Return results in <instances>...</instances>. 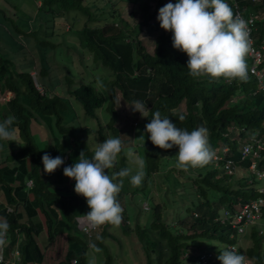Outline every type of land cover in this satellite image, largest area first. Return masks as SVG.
<instances>
[{
    "label": "trees",
    "instance_id": "obj_1",
    "mask_svg": "<svg viewBox=\"0 0 264 264\" xmlns=\"http://www.w3.org/2000/svg\"><path fill=\"white\" fill-rule=\"evenodd\" d=\"M85 1L32 0L30 12H22L25 15H16V18L0 8L3 18L13 29L9 32L1 27L0 30V95L10 93L3 101L5 105L0 108V122L9 115L15 116L13 127L21 139L19 146L16 144V149H12L10 155L6 154L5 164L0 166V221L6 220L10 225L8 249L19 242L22 261L18 264H43L45 248L54 242L57 235L65 232L67 252L64 259L56 264H70L73 258L76 264H89L92 259L89 245L92 242L105 254L104 264H111L112 256L103 240L106 236L114 238L113 234L107 231L105 224L92 229L89 239L81 235L75 218L90 209L82 195L70 192L63 186V168L73 164L82 150L88 158H91L94 150L93 144L86 139L89 136L86 131L91 129L77 130L74 125L79 115L76 112L78 108L83 111L84 118L95 121L99 135L95 137L92 130L90 136L93 139H123L124 150L118 155L116 167L108 170L110 175L120 168L135 166L129 164L126 155L128 149L132 152L137 149L138 152L133 154L145 159L141 193L150 188V181L168 165L177 164L178 147L160 149L148 139V133L144 144H140L141 139L135 145L132 143L134 140L129 142V137L133 135L130 125H141L140 130L144 131L146 123L150 122L157 110L162 117L168 116L177 127L189 131L205 127L209 144L221 157L218 161L213 159L206 166L197 167L195 175H192L191 167L187 168V172L176 166L167 169L164 180L170 181L167 178L170 175L174 177L173 190L183 193L180 199L168 203L165 195L157 199L153 193L146 198L152 201L151 210L147 211L141 206L145 198L139 194L143 199L135 207L134 221L131 210L125 205L119 227L126 234L131 230L137 233L145 254V264H221L217 259L219 249L225 248L224 244L227 243L237 244L239 252L244 251L253 264H264V236L256 226L246 232L250 237L247 247L240 244L245 235H235L233 238L216 235L219 229L229 227L219 220L222 204L234 212L242 204L256 198L260 186L255 187L258 180L248 170L254 157L249 155L242 159L241 153L242 145L248 142L251 135L258 136L264 142V92L258 89L257 78L249 72L251 58L248 54L245 58L248 68L246 82L223 77L194 78L189 75L186 65L187 54L173 47L172 32L162 29L157 20V11L166 2L125 0L118 10L117 2L121 0H94L90 5ZM226 2L233 8L234 14L239 11L243 17L259 15L252 34L254 45L259 47L264 38V0ZM172 3H176V0ZM96 8L102 10L99 16L95 15ZM125 9H128V17L134 18L132 24L122 15ZM34 13L40 14L42 20L38 21ZM77 13L86 16V21L82 28L73 30L78 20ZM69 18L72 20L70 23ZM36 22L38 28L32 30L31 25H36ZM100 22L103 24L100 25ZM62 24L77 38L73 48H80L81 51L77 49L79 56H91L94 66L89 70L102 72L85 83H76L72 76L76 72L70 75V70L63 69L54 61L56 49L61 43L52 42L50 37ZM39 29L45 37L39 34ZM11 34L22 35L27 41L30 39L33 46L31 52L23 50L24 47ZM1 35L10 45L2 41ZM7 47L10 50L7 51ZM16 48L20 50L16 51ZM72 61L81 63L80 58L73 56ZM48 67L55 69V74L49 77ZM258 67H264V55ZM36 69L34 75L42 91L31 73ZM46 77L48 82L44 79ZM105 79L109 81L105 83ZM94 81L98 83L94 85ZM73 100L75 107L72 106ZM137 100L145 102L148 117L130 110L129 106ZM70 108L74 110L73 115ZM101 112L110 117L107 123L104 122L106 117H101ZM179 115H184L185 119L179 120ZM120 122L123 126L118 127ZM34 128L44 136L43 148L35 142ZM244 138L240 146L239 141L242 142ZM224 148H227L226 152ZM45 152L63 159L67 153L73 155H67L63 165L54 173L47 174L43 171L41 159ZM260 152L262 159L258 165L264 167V149ZM227 159L232 160L237 168L247 169L251 177L233 179L234 172L227 174L223 168ZM174 171L185 178L179 179ZM214 174L215 180L210 178ZM54 175L56 178L53 179ZM29 179L32 180L31 186L25 184ZM140 189L130 183V177L123 178L118 201L123 196L127 204L130 193L136 194ZM22 192L25 194L22 195ZM1 196L4 198L1 199ZM167 210L172 213L170 220L162 216ZM98 235L102 237L101 240L96 239ZM211 239H218L220 247L201 250L198 255L193 253L200 246V241ZM210 251L216 257L212 261L208 259L206 263H199V256Z\"/></svg>",
    "mask_w": 264,
    "mask_h": 264
},
{
    "label": "clouds",
    "instance_id": "obj_2",
    "mask_svg": "<svg viewBox=\"0 0 264 264\" xmlns=\"http://www.w3.org/2000/svg\"><path fill=\"white\" fill-rule=\"evenodd\" d=\"M157 20L162 29L172 32L173 47L187 54L186 65L190 76H208L211 79L223 77L243 82L248 80L245 58L250 51L249 22L234 14L226 0H176V3L169 0L158 10ZM129 107L131 111L139 112L142 117H148L145 102L133 101ZM178 119L183 121L185 117L179 115ZM15 120V116L9 115L0 122V140L18 143L13 127ZM144 131L149 134L148 139L152 144L160 149L178 147V168L187 170L189 167H203L215 156L205 127L200 126L191 131L177 127L168 116L162 117L158 110L152 114ZM139 139L145 143L143 134ZM123 150V142L119 137H109L95 145L91 158L86 157L82 150L73 164L63 168V174L75 180V193L86 199L90 209L86 214L75 218L77 229L81 233V223L84 231L105 224L119 226L123 220V208L117 197L123 187V178L130 177L133 186L142 184L145 177V159L134 155L131 149H128L126 155L129 164L135 165V170L133 167H123L109 174L108 170L116 167L118 155ZM67 158V154L63 159L59 155L52 157L45 152L41 158L43 171L47 174L54 173ZM9 228L6 220L0 221V246L5 244ZM83 236L90 238L84 233ZM96 239L101 240L102 237L98 235ZM89 246L96 253L102 251L94 242ZM219 250L217 259L221 264H253L247 255L249 260L241 253L244 251L239 252L235 247ZM89 264H94V258L89 260Z\"/></svg>",
    "mask_w": 264,
    "mask_h": 264
},
{
    "label": "rangeland",
    "instance_id": "obj_3",
    "mask_svg": "<svg viewBox=\"0 0 264 264\" xmlns=\"http://www.w3.org/2000/svg\"><path fill=\"white\" fill-rule=\"evenodd\" d=\"M172 1L173 0H171V2ZM93 2H94V0H86L85 1V3L88 5L92 4ZM125 2H126L125 0H121L120 2H117L118 5H117L116 9L120 10L123 7V4ZM162 2L163 3L166 2V4H167L169 2V0H162ZM36 4L38 5L39 2H37ZM14 5H16L17 9L14 8ZM96 6H97V4H96ZM163 6H164V4L161 7H163ZM0 8H3L4 10H6L5 11L6 14L7 15L10 14V16L13 15L14 18H16V15H18V17H23V15H25V14H23L22 12H25L28 14L30 12V9L33 8V2H32V0H0ZM101 11L102 10H98L96 8L94 11L95 15L99 16V12H101ZM105 11L107 12L108 10L106 9ZM127 14H128V9H125L122 15L126 20H128V22H130V24H132L134 21V18L128 17ZM34 15H35V13H34ZM137 15H139V14H137ZM40 16H41L40 14L35 15V17L38 21L42 20V18ZM77 16H78V20L76 21L75 25L73 26L74 27L73 30H77L79 28H82L84 26V22L86 21V16H84L80 13H77ZM138 17L139 16H137L135 18H138ZM70 22H72L71 18H69V23ZM31 23H32V21L30 22V24ZM96 23L97 22H95V24ZM102 24L103 23L100 22V25H102ZM91 25H94V24L91 23ZM31 26H32L31 27L32 30L38 28V22H36V25H31ZM1 27H3L4 30L7 29L9 32L13 30L9 26V23L7 21H5V19L3 18V12L2 11H0V30H1ZM39 34L42 37H45V34H43V31L40 30ZM14 35H12L11 37L13 39L17 40V42L24 47L23 50H26V52H29L33 48L32 42L30 39H29V41H27V39L22 35H18V34H14ZM1 37H2V35H1ZM50 38H51V40H53L52 42L61 43V45H59L56 49L54 61L56 62V64L61 66L63 69L70 70L71 71L70 75H72L73 72H76L75 74L72 75L73 79L76 81V83H82V82L85 83L88 80L92 79L93 76H96V75L102 73L101 70L99 73H97V69L89 70V67L91 68L94 66L93 62H91V56L89 54H83L82 56H79L80 53L77 51V49L79 51H81L80 48L78 47L76 50H74V48H73L75 42H77V40H76L77 38H75V36L73 35L72 32L68 31V28L66 26L64 27V25L62 24V26L60 28L56 29V32L54 34L52 33V36ZM1 39H2V41L6 42L5 37H2ZM147 39H149V38H147ZM148 41L149 40H147V42H146L147 45H148ZM5 44H9V43L6 42ZM68 46L70 47L69 49H68ZM149 49L151 51L153 50V48H151L150 46H149ZM8 50H10V49L7 47V51ZM19 50L20 49H17L16 51H19ZM34 56H36V54ZM72 56L75 58H80L81 63L78 64L76 62H73ZM35 59H36V57H35ZM47 69H49L48 70L49 75L47 77L55 74L54 68L48 67ZM36 71H37V69L33 70L31 73L35 74ZM79 73L82 76L80 75V77H79ZM47 77L44 78L46 80V82L49 81ZM107 81H109V80L105 79V83H107ZM97 83L98 82L94 81L93 84L96 85ZM36 85L39 87V90L42 91V88L37 84V80H36ZM97 86H99V84ZM9 95H10L9 92L6 93L5 95H0V100H1L0 108L5 105L3 101L5 99H7V97H9ZM67 96H69V95H67ZM72 102L74 104L75 101L73 100ZM73 104H72V106L75 107L76 103L74 105ZM70 110H71L70 111L71 113L74 111L73 108H70ZM76 112H77V114L79 113V115H78V118L76 119L77 123L74 125L77 127V130L78 129L79 130L91 129V130L86 131V134L89 135L88 137L86 136V139L87 140L89 139L88 140L89 144H91V145L93 144V149H94L95 145L98 142H102L98 138L93 139V137L90 136V134H93V133H94L93 135H95V137H98V135H99L96 131L97 127L95 125V121L90 119V118H84L83 111L80 108L76 109ZM102 114H103V112H101V117L105 116L106 119H104L105 120L104 122L107 123V121L109 120L110 117L108 115H102ZM105 114H108V113H105ZM72 115H73V113H72ZM121 115L122 114H120V117H121ZM118 124H119V125H117L118 127L123 126L122 122H120ZM131 127H133V129H132L133 135H132V137H129V142L134 140L132 143H133V145H135L138 142V140H140L139 137L142 134L144 135V137H146L147 133L145 131H143V129L140 130L141 125H138V126L130 125V128ZM138 130H140V131H138ZM107 131H110V129ZM33 133H34L35 142L39 146H41V148H43L44 136L39 135L40 132H37V128H34ZM42 134H43V131H42ZM16 137H17V142L20 144L21 139L17 136V133H16ZM121 138H122V134H121ZM245 138L242 140V142L239 141L240 146L244 142ZM124 140H126V138ZM140 142H141L140 144H144L143 140ZM18 143H16L15 141L14 142L13 141L7 142V141L0 140V161H1L0 166L2 164H5L4 158L11 154L10 152L12 149H16L15 148L16 144H17V146H19ZM68 147H67V149H68ZM135 151L138 152L137 149L133 150V152H135ZM6 154H8V155H6ZM70 154L71 153H67V155H70ZM220 154H222V152ZM71 155H73V154H71ZM173 166H176V164L168 165L167 168L162 173L155 176V178H153L150 181V186H149L150 188H147V191H145L144 193H141V189H140L141 185L138 187L136 186L138 189H140L139 190L140 192L134 194V193H130V191H129L130 196H128V199L130 201H128L127 204H126L127 199L123 198V196L119 199V203L121 204L122 208H125V205H126L127 208L129 210H131L133 221H134V216H135V214H134L135 213V207H136L137 203L139 201H141V199H143L142 197H144L145 200H143V202L141 203V206L144 210H147V211L151 210V205H152L151 202L152 201L150 199H146V198L148 195H153V193L155 194L157 199H160V195H165L168 203H172L173 199H180V197H181L180 194H183V193H181L179 191L175 192L173 190L172 180L174 179V177L170 175V176H167V178L170 181L164 180V177L166 176L165 174L167 172V169L171 168ZM133 169L135 170V166H133ZM191 169L193 172L192 175H195L197 167H195V168L191 167ZM205 169H206V167H205ZM185 171L187 172V170H185ZM174 174L176 177H180L179 179L185 178L183 175H181L180 172L174 171ZM50 176L51 175H49V177ZM215 176H216L215 174L211 175L210 178L215 180ZM242 176H250L251 177V175L247 169L243 170V169H240L239 167L237 168V166H236L234 174H233V179H239ZM54 178H56L55 175H54L53 179ZM63 181H64L63 186L67 187L70 190V192H75L74 191V186H75V180L74 179L68 178L65 176ZM260 184H262V182L257 181L255 184V187H258ZM21 194L24 195L25 193L22 192ZM139 194H141L142 197L138 196ZM3 198L4 197L1 196V199H3ZM224 207H225V204H222V207L219 210V216L222 215ZM263 211H264V209H263ZM147 215H148V213H147ZM162 216L165 220H170V218L172 217V213H171V211L167 210V211H164L162 213ZM148 220H146L147 223H148ZM106 225L107 226H105V228L107 229V231L110 234H113V236H114V238L111 236H106L103 240V244L107 246V248H108V250L112 256L111 264H145V260H146L145 254H144V251H143V249H142V247L138 241L137 233H135V231L131 230V231H128L126 234L125 232H123L122 229H120L119 226H113L110 224H106ZM141 225H142V227L144 226L143 228H145V225H143L142 223H141ZM224 230L225 229H219L218 231H216V235L222 234L224 232ZM79 233L81 235H83V233H81L80 231H79ZM90 236H91V231H90ZM199 243H200V246H198L193 251V253L195 255H198L201 252V250H204V249L218 248V247H220V244H221L218 239L200 241ZM240 244H243V246L247 247L249 245V240L245 237V239L243 241H240ZM66 252H67V232L57 235V237H55L54 242L50 243L49 246L47 248H45V258H44L43 264H56L57 262L64 259ZM90 254H91L92 259L94 258V264H104L105 254H103V252L96 253L92 250L90 252ZM190 264H193V263L190 262Z\"/></svg>",
    "mask_w": 264,
    "mask_h": 264
},
{
    "label": "built area",
    "instance_id": "obj_4",
    "mask_svg": "<svg viewBox=\"0 0 264 264\" xmlns=\"http://www.w3.org/2000/svg\"><path fill=\"white\" fill-rule=\"evenodd\" d=\"M236 14L240 15L239 11H237ZM241 17L249 22L250 28V51L248 53V56L251 58V64L249 66V72L257 78L258 89L264 92V67H258L263 60L264 38L261 40V43L258 47L254 45L255 41L252 37L253 30L255 28L254 24L255 21L259 18V15L253 14L248 17ZM263 149L264 142L260 140V138L256 135H251V137H249L248 139V142L242 145V159L249 155H252L254 157V160H252L248 166V170L258 181H261L262 184H260V186L257 188L258 196L256 198L250 199L246 203L242 204L234 212H231L228 209L223 211L222 216L219 218V220L226 226L228 224L229 227L224 230L222 235H226L229 238H233L235 235L242 236L246 234L248 229L253 226H256L259 230V233L264 235V167H260L258 165V162H260V160L262 159V154L260 151ZM223 151L226 152L227 149L224 148ZM213 159L218 161L221 159V157L215 155ZM235 167V164L230 159H227L223 165V168L227 174L233 173L235 171ZM25 184L27 186H31L32 180L29 179L28 181H26ZM7 210L10 211V208L8 207ZM79 227L81 228L84 234L90 236L91 229L89 231H84V225L82 223L79 224ZM5 241V244L3 246H0V264H18L21 260V253L18 242L15 244L14 247L8 249V232L6 234ZM225 246L229 248L235 247L238 250L237 244L227 243ZM241 253L245 255L244 252ZM215 257L216 254L210 251L206 255L203 254L199 256V263L200 261L206 263L208 259H211L212 261ZM71 264H76V260L72 259Z\"/></svg>",
    "mask_w": 264,
    "mask_h": 264
},
{
    "label": "crops",
    "instance_id": "obj_5",
    "mask_svg": "<svg viewBox=\"0 0 264 264\" xmlns=\"http://www.w3.org/2000/svg\"><path fill=\"white\" fill-rule=\"evenodd\" d=\"M7 98H8V97H7ZM6 100H7V99H6ZM226 209H227V208H224L223 211L226 210ZM222 213H223V212H222ZM245 237H246L248 240H250V237H249L248 234H245ZM244 239H245V238H244ZM247 245H248V244H247Z\"/></svg>",
    "mask_w": 264,
    "mask_h": 264
},
{
    "label": "water",
    "instance_id": "obj_6",
    "mask_svg": "<svg viewBox=\"0 0 264 264\" xmlns=\"http://www.w3.org/2000/svg\"><path fill=\"white\" fill-rule=\"evenodd\" d=\"M33 78H34V81L36 82V78H35V75L33 74Z\"/></svg>",
    "mask_w": 264,
    "mask_h": 264
}]
</instances>
